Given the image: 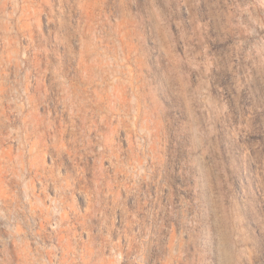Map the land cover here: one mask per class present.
<instances>
[{
  "label": "rangeland",
  "instance_id": "rangeland-1",
  "mask_svg": "<svg viewBox=\"0 0 264 264\" xmlns=\"http://www.w3.org/2000/svg\"><path fill=\"white\" fill-rule=\"evenodd\" d=\"M0 264H264V0H0Z\"/></svg>",
  "mask_w": 264,
  "mask_h": 264
}]
</instances>
